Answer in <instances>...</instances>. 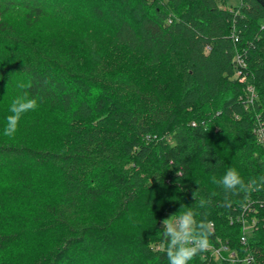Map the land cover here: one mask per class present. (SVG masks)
Instances as JSON below:
<instances>
[{"label":"trees","instance_id":"16d2710c","mask_svg":"<svg viewBox=\"0 0 264 264\" xmlns=\"http://www.w3.org/2000/svg\"><path fill=\"white\" fill-rule=\"evenodd\" d=\"M263 2L0 0V192L18 194L0 264H169L163 221L185 210L223 246L188 264H264V190L229 204L212 180L264 176ZM40 20L86 33L64 42ZM25 92L38 106L5 136ZM23 241L34 253L12 254Z\"/></svg>","mask_w":264,"mask_h":264},{"label":"clouds","instance_id":"9594fccd","mask_svg":"<svg viewBox=\"0 0 264 264\" xmlns=\"http://www.w3.org/2000/svg\"><path fill=\"white\" fill-rule=\"evenodd\" d=\"M18 87L24 89L25 85L20 84ZM37 106V100L30 98L26 92L17 95L9 107L11 115L6 118L7 124L3 134L5 136H13L17 131L22 115L29 111H34ZM212 180L225 193L230 194L224 196L225 202L229 204L232 196L244 194L246 201L250 191L264 190V176L252 178L245 182L235 168H228L222 177L219 179L213 177ZM205 203L206 201L203 199L199 201L201 207ZM240 206L244 208L247 204L242 202ZM194 216L195 213L192 210H185L179 215L173 214L163 221L162 228L164 229V237L167 240L166 255L169 264H188V261L198 252L204 251L209 246V237L212 235V222L201 221L199 224L195 223L193 225Z\"/></svg>","mask_w":264,"mask_h":264},{"label":"rangeland","instance_id":"374dc122","mask_svg":"<svg viewBox=\"0 0 264 264\" xmlns=\"http://www.w3.org/2000/svg\"><path fill=\"white\" fill-rule=\"evenodd\" d=\"M240 3H241V0H225V4L227 6H235V5H239ZM24 26H26V25H24ZM27 26H31V30L33 32H38L42 35H52V36H56V37L58 36V38L62 39L64 42L74 41L73 39H76L79 36L84 35L86 33V32H72V31L77 30L78 28H75L73 25H69V30H68V28H66L64 26L55 25L54 21H50V20H40L39 22L32 23L31 25L29 24ZM92 31H95V30H92ZM92 35H95V34H92ZM99 35H102L100 37V38H102L104 36H107L108 34L107 33H104V34L101 33ZM8 96H13V95H5L6 100L13 99V98H10ZM11 103L12 102H10V101H5V104L8 106H10ZM12 176H14V175L9 174V173H3L1 175V172H0V178L4 179V180L0 179V184H1L0 186H7L10 183V181L7 182V179L12 178ZM3 195H4V197L2 198ZM15 195L17 196L18 194L12 193V190H9V189L0 192V214L5 215V213H6V216H7V212H13V209H15V208H12L11 206L8 208V205L10 204V202L11 203L13 202L11 205L15 204L14 203V201H15L14 196ZM8 196L10 198H8ZM20 210L24 211V210H22V208H20ZM3 212H5V213H3ZM170 216L171 215H167L166 218H169ZM173 218H175V217L173 216ZM193 224H194V221H193ZM11 228L18 229L19 227L17 224L14 223L13 225H11ZM34 251L35 250L32 247H29V245L23 241V242H20L15 247L12 254H16V256L20 255L22 257H28V256H31L34 253Z\"/></svg>","mask_w":264,"mask_h":264},{"label":"built area","instance_id":"2783aa9c","mask_svg":"<svg viewBox=\"0 0 264 264\" xmlns=\"http://www.w3.org/2000/svg\"><path fill=\"white\" fill-rule=\"evenodd\" d=\"M237 60L239 62V65L245 66V62L240 56H238ZM237 74L239 76L242 75V68L237 71ZM247 97H248V100L250 103H253L257 98L256 90L252 85H250L248 87ZM253 134L256 137L257 141L260 144L264 145V121L260 115L257 116V119H256L255 124L253 126ZM250 229H251V227L248 224L247 225L245 224V226H244V232L245 233L242 236L243 242L246 241V234L250 233ZM207 248H211L213 250V252L220 253V251L223 249V246L216 248V247L209 245ZM251 259H253L252 255L246 256L247 261H251Z\"/></svg>","mask_w":264,"mask_h":264},{"label":"water","instance_id":"95a60500","mask_svg":"<svg viewBox=\"0 0 264 264\" xmlns=\"http://www.w3.org/2000/svg\"><path fill=\"white\" fill-rule=\"evenodd\" d=\"M264 3V2H263Z\"/></svg>","mask_w":264,"mask_h":264}]
</instances>
